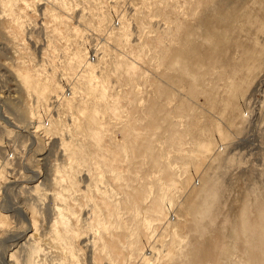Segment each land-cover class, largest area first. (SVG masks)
Segmentation results:
<instances>
[{"label":"rangeland","instance_id":"1","mask_svg":"<svg viewBox=\"0 0 264 264\" xmlns=\"http://www.w3.org/2000/svg\"><path fill=\"white\" fill-rule=\"evenodd\" d=\"M150 177L182 204L140 239L150 263L188 264L174 230L189 264H232L241 209L264 208V0H0V264L36 244L38 264H109L101 227L144 209Z\"/></svg>","mask_w":264,"mask_h":264},{"label":"bare ground","instance_id":"2","mask_svg":"<svg viewBox=\"0 0 264 264\" xmlns=\"http://www.w3.org/2000/svg\"><path fill=\"white\" fill-rule=\"evenodd\" d=\"M258 58L262 60V51H261V55H259ZM168 117L169 119L172 118L171 115L170 116L168 115ZM171 121H168V123H171ZM124 150L127 151L125 148ZM148 154L146 152L143 153L142 162L144 164L147 163L148 158H150V154L149 155ZM161 155L162 154H159L158 157L162 158ZM220 158H222L220 159L221 160L220 162L222 163V161L228 158V155L223 154ZM155 162H156V158L152 162V167H159L158 162L157 163ZM99 169H100L99 167L95 166L94 172L89 173V179L93 180L94 182H101L103 174L101 173L102 171ZM215 172L213 173V175L206 177L204 178V180H202L201 189L197 191L198 195L195 197L196 200L190 202L189 205L184 208V210L186 211V214L191 218L193 225L198 224L200 222L199 218H201V216L206 213L207 211L206 206L209 204V196L213 195L214 193H217L215 191V185H216V181L219 178L216 176ZM150 178H153V177H150ZM153 179H155L154 180L155 182H154V186L152 187H156L157 191L154 194L155 196L149 200L148 206L146 204L148 203L147 201L149 197L151 196L150 194H151L152 187L150 188L148 187L149 194H144L145 192H143V195L137 194V197L134 196L132 198L133 204H135L137 201H141L143 202V204H145V206H144V209L141 211L140 209H137L136 206L134 205L135 208H133L132 213L129 214L132 217V220L130 223L128 222L127 219L122 218V215L119 212L118 206H116L117 205L116 204L114 206L112 223H110L109 225H103V227H101L104 234H107V236L113 243L112 250H109L106 244H104L103 241L101 240L102 248L100 252L102 256H104L107 259L109 264H116L115 260L116 259L120 260L123 257L121 253H122V249H125V248L129 249L131 253L136 252V254L140 255L139 257L141 258V264H151L150 263L151 259L148 254L150 250L148 253L146 251L145 252L141 251L140 239L145 238L146 240H148L149 243L152 245L151 246V249H152L154 246V243L155 242L157 243V241L159 240V238L158 240H156L155 231L152 228V223L155 221H158L159 219L160 220L163 219V217L166 215L165 211H168L174 205L179 204L180 206H182L181 202L178 200V197H176L174 195L175 193H173L172 191L171 183L173 182V179L169 180V182H166L165 180H163V178H159V177L153 178ZM253 208H254L253 209L254 215L251 214L249 210L245 208V206L241 209L240 231H239V236H238L240 242H239V248L237 249L235 253H233V256H232L233 263L232 264H264V208L261 206V204L253 206ZM151 216H153V220ZM102 224H104V222L101 223L100 225ZM120 232L123 233L125 237L124 238L125 241L123 242L119 238ZM164 232H165L163 233L164 235L166 233H169V236L170 234L172 235L171 243H172V246H174L177 255L180 258H185L187 260V263L189 264L190 258L188 256L189 254L188 249L192 247V243H188L187 245L189 246V248L184 249L182 242L180 241V238L176 235L174 230H169V231H164ZM195 232L196 231L193 230L192 233H195ZM163 239L161 241H163ZM39 251L40 249L37 246V244L33 245L32 247L30 245V248L26 255L28 259L27 264H38L37 262L33 261V258L35 257V255L39 253ZM71 251H72L71 248H67L68 254H71ZM111 257H113L115 260L113 261Z\"/></svg>","mask_w":264,"mask_h":264}]
</instances>
